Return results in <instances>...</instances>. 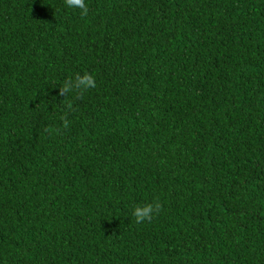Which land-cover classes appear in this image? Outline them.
<instances>
[{
	"label": "trees",
	"instance_id": "16d2710c",
	"mask_svg": "<svg viewBox=\"0 0 264 264\" xmlns=\"http://www.w3.org/2000/svg\"><path fill=\"white\" fill-rule=\"evenodd\" d=\"M86 5L0 0V264H264V0Z\"/></svg>",
	"mask_w": 264,
	"mask_h": 264
},
{
	"label": "clouds",
	"instance_id": "9594fccd",
	"mask_svg": "<svg viewBox=\"0 0 264 264\" xmlns=\"http://www.w3.org/2000/svg\"><path fill=\"white\" fill-rule=\"evenodd\" d=\"M64 5L69 9H79L81 15H86L88 12V7L86 5V0H64ZM96 87L95 77L85 72L83 75L77 73L74 78H69L63 82L60 87L61 94L73 93L82 94L88 89ZM69 121H64V128L69 127ZM160 203L155 201L153 203H146L142 205H136L131 212V216L134 217L137 224H141L145 221H150L153 216L159 212Z\"/></svg>",
	"mask_w": 264,
	"mask_h": 264
}]
</instances>
